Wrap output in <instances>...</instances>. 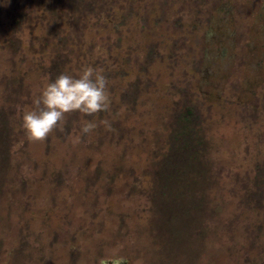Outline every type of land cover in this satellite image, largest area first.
Returning <instances> with one entry per match:
<instances>
[{"label":"rangeland","instance_id":"rangeland-1","mask_svg":"<svg viewBox=\"0 0 264 264\" xmlns=\"http://www.w3.org/2000/svg\"><path fill=\"white\" fill-rule=\"evenodd\" d=\"M16 2L0 0V264H264V204L242 198L264 168V0L93 5L62 73L102 69L110 108L71 113L43 142L21 116L50 82L52 5ZM8 12L24 16L13 38ZM151 44L159 55L144 76L136 61ZM137 76L150 86L123 103ZM180 90L199 105L212 180L191 189L199 207L170 224L151 192ZM86 121L98 127L82 135Z\"/></svg>","mask_w":264,"mask_h":264},{"label":"trees","instance_id":"trees-1","mask_svg":"<svg viewBox=\"0 0 264 264\" xmlns=\"http://www.w3.org/2000/svg\"><path fill=\"white\" fill-rule=\"evenodd\" d=\"M15 3V9L19 8L16 0H10ZM52 7L48 9L52 13L50 31L56 47L53 50L49 76L50 82L62 74L65 65L70 61L72 50L70 43L75 39L81 22V16L90 13L93 5L99 4V10L106 4V0H49ZM108 1V0H107ZM115 1V0H109ZM160 5L164 8L168 0H159ZM129 2V11L122 14L121 23L126 22L133 14V6ZM60 6V10H58ZM135 12V11H134ZM17 13V12H16ZM10 17L11 37L13 38L23 22V14L8 12ZM64 16V17H63ZM58 18L66 19L70 23V30L66 33L60 30ZM14 42H12V46ZM15 48L17 45L15 44ZM159 53L156 45L151 44L147 47L146 54L140 61H136L139 73L146 76L148 67L155 61ZM122 73V72H121ZM109 75V74H106ZM125 75V74H123ZM111 76V75H109ZM147 77L144 80L137 76L135 80L130 82L120 94L121 101L127 104H135L138 94L144 85H149ZM143 82V83H142ZM181 100L180 107L175 109L172 122L170 124V132L167 140V149L157 162L156 176L152 184L151 194L154 207L164 216L162 222L173 223L180 216L190 213L192 208L199 207L200 200H196L191 189L201 184H208L212 180L211 168L207 161V145L201 132L202 116L198 108V103H194L188 97L186 90H180ZM100 113V112H99ZM4 111L0 114V127L5 133L6 121L4 119ZM72 121H67L66 133L71 126ZM254 178L252 185L245 188L243 202L250 208H261L264 204V168L259 164L254 167ZM191 215H189L190 217ZM188 217V216H187Z\"/></svg>","mask_w":264,"mask_h":264},{"label":"clouds","instance_id":"clouds-1","mask_svg":"<svg viewBox=\"0 0 264 264\" xmlns=\"http://www.w3.org/2000/svg\"><path fill=\"white\" fill-rule=\"evenodd\" d=\"M109 81L102 69L92 66L85 67L78 77L60 74L49 82L42 91L32 99V108L23 111L22 128L25 134L34 142L45 141L58 125L73 112L93 116L110 108ZM109 128L108 121L103 122ZM98 125L86 121L81 128V134H90ZM113 256L101 259L99 264H108Z\"/></svg>","mask_w":264,"mask_h":264}]
</instances>
